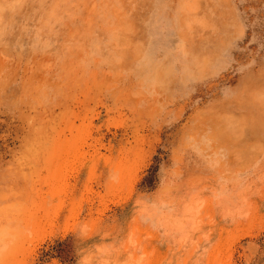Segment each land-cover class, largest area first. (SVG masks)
Masks as SVG:
<instances>
[{
	"label": "rangeland",
	"instance_id": "rangeland-1",
	"mask_svg": "<svg viewBox=\"0 0 264 264\" xmlns=\"http://www.w3.org/2000/svg\"><path fill=\"white\" fill-rule=\"evenodd\" d=\"M0 264H264V0H0Z\"/></svg>",
	"mask_w": 264,
	"mask_h": 264
}]
</instances>
